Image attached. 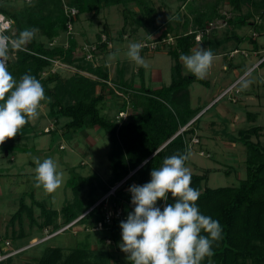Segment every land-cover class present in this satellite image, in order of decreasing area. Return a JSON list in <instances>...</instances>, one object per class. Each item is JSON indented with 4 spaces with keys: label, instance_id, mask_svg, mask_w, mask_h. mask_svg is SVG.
I'll return each mask as SVG.
<instances>
[{
    "label": "trees",
    "instance_id": "1",
    "mask_svg": "<svg viewBox=\"0 0 264 264\" xmlns=\"http://www.w3.org/2000/svg\"><path fill=\"white\" fill-rule=\"evenodd\" d=\"M8 1L11 0H0V15L10 21L9 28L3 33L16 36L25 28L39 30L33 41L26 46V50L10 53L9 71L17 80L23 74L30 73L42 83L46 96L51 98V102L46 100L42 102V105L47 107V116L52 119L53 124L59 118L67 120L62 126L63 131L97 128L101 129L108 138L106 159L110 172L106 180L103 181L95 175L81 177L71 172L66 185L71 191L72 201L62 205L59 210L46 208L41 202L35 201L31 191L26 194L30 203L39 209L41 221L36 226L39 231L45 230L51 234L76 219L84 211L85 214L78 218L76 223L88 225L90 229L99 224V230L103 234L99 237L98 243L101 245L108 239L110 243H106V246L117 245L122 240L120 221L129 211L130 186L149 182L150 172L153 168L161 167L166 157L184 154L186 150L184 135L188 131L193 132L192 126L195 120L191 123L189 121L196 115L197 110L189 106L188 86L197 83L207 88L209 85L204 78L198 79L192 74L182 73L180 55L182 53L188 55L194 45L199 43L194 41L195 33L184 31L177 34L174 30L176 27L168 23L155 39L157 41L167 36L173 38V47L166 52L172 64L169 71V83L165 86L153 90L146 88L142 70L139 68L138 88L129 90L128 84L122 79V68L117 69L115 87L123 91L120 93L124 95V99L122 100L121 97V103L117 105L115 115L109 117L103 114L105 109L110 110L108 104L104 103L106 95L103 91L109 85L108 71L104 65L93 66L84 61L83 56H77L80 47L70 34L65 33L66 18L62 11V0H25L26 2L22 0V8L17 12H9L2 6V3ZM63 1L76 9L77 16L96 15L102 8L120 6L122 7L121 29L127 24L129 18L135 28L142 25V18H133L126 8L127 4H134L149 25L154 23L153 9L147 0ZM222 1L215 0L189 11L190 18L184 19L183 29H186L189 22L192 30H202L213 20H223L230 27L245 25L251 14L246 12L240 15L239 11L243 6L251 8L253 14H258L259 11L264 13V0H225L231 10L238 13L226 20L223 19V14L217 12V6ZM252 21L253 19L249 25L259 31L261 26L253 25ZM122 32L123 30L119 33L122 34ZM61 33H64L67 38L64 45L48 47L36 40L39 36L48 43ZM101 35H104L103 41H101ZM232 38L240 41L237 36L233 35ZM107 39L108 35L104 31L97 35L95 50L105 49ZM226 40L227 37L224 41ZM249 40L251 49L256 51L257 46L254 40L251 38ZM200 43L214 53L222 42L213 38L208 39L203 35ZM80 49L83 51V48ZM94 53L92 52L93 56ZM55 60L74 67L78 72L87 73L89 77L74 72L65 79H60L55 74L41 78V73ZM263 64L264 60L259 65ZM49 83L53 84L47 86ZM97 86H99L98 91H96ZM107 93L112 92L108 89ZM129 105L133 113L127 111ZM118 112H125L126 117L116 118ZM246 115L249 117L248 121L254 120L253 114ZM182 127L185 129L179 132ZM30 130L29 124H26L20 133L8 141H20L30 133ZM53 131H55L54 128L47 133ZM260 131L259 126H252L236 132L235 138L244 147L245 152L244 178L240 179L236 186L209 188L206 186L208 170H204L201 174H191V186L200 192L197 205L201 213L218 220L223 229L222 239L213 247L214 255L211 257V264H264V145L252 142L249 138L251 135L256 136ZM235 138L231 137L229 141L233 142ZM0 148V153L6 156L11 149L9 146H0ZM125 177L126 179L107 198L111 209H121V216L112 220L110 224H105L102 203L95 206L94 204L101 195L106 194L111 187ZM83 187L86 188L84 202L79 198ZM165 203H175L171 193L168 194L167 202L159 200L157 206L163 210ZM22 215L30 223H34L31 206H27L23 202V196H20L18 207L8 221L9 226L14 222L21 224ZM57 218L61 219L60 223L56 222ZM22 235L19 227L15 236L11 234L9 241L13 244L15 238L19 239ZM0 239L7 240L5 237ZM109 256L107 249L91 252L86 245L72 248L65 255H62L59 248L50 247L45 249L35 261L25 264H106ZM11 261L12 257L3 260L0 264H9ZM128 263L131 264L129 260ZM202 264H209L208 258H205Z\"/></svg>",
    "mask_w": 264,
    "mask_h": 264
},
{
    "label": "rangeland",
    "instance_id": "2",
    "mask_svg": "<svg viewBox=\"0 0 264 264\" xmlns=\"http://www.w3.org/2000/svg\"><path fill=\"white\" fill-rule=\"evenodd\" d=\"M25 1V0H24ZM215 0H147L152 7L154 18L153 24H148L142 17V13L134 4H127L126 8L130 11L133 18H142L141 26L135 28V25L129 18L127 24L122 28V15L120 6L102 8L98 14H80L76 17L70 35L76 40L80 48H91L95 45L96 36L102 31L108 35L107 44L103 50H95L94 61L92 65H104L108 71L109 85L103 91L105 93L104 103L108 104L110 110H104L103 114L109 117L115 115L121 97L124 95L122 90H117L115 83L117 80L116 70L122 68V79L129 86V90L136 89L138 85V69L142 70L144 86L150 90L167 85L169 83L170 66L172 61L166 54L173 45L169 43L162 45L161 49L157 47L153 52L141 51L146 66H138L127 56L128 47L132 43H142L143 41H153L157 39L160 32L169 23L177 34L191 30V23L183 29L184 19H189V11L203 7ZM26 2V1H25ZM22 0H11L2 3V6L9 12H17L22 8ZM217 12L223 14V19H230L237 12L232 11L230 6L223 0L217 6ZM250 13L247 24L239 27H230L223 20H213L216 24L207 34V38L218 40L221 43L214 51V61L204 79L208 81L209 87L205 88L197 83H192L188 87V100L194 109L197 110L196 117L193 119L197 126V133L201 136L200 145H190L185 152H190V158L185 166L189 168L191 174H199L208 170L206 186L216 187H234L240 179L244 178V147L235 139L234 146L228 144L231 137H236V129H245L253 126H259L261 131L255 136L251 135L250 141L258 142L264 145V64L248 71L264 54V25L259 31L254 30L249 25L251 20L259 15L264 21V13L260 11L253 14L251 8L242 7L239 14ZM238 14V13H237ZM135 28V29H134ZM123 30L122 34L119 32ZM257 32L254 40L257 52L251 49V32ZM237 36L240 41L232 38ZM227 37V40H225ZM252 39V38H251ZM37 41L42 42L48 47L55 45H64L66 35L61 33L51 42H46L39 36ZM223 40V41H222ZM200 47L207 48L202 43L195 44L188 55ZM79 48L78 57L83 55ZM236 49L237 54L229 56V53ZM243 52V54L241 53ZM182 73L191 74L185 68L182 61ZM78 73L81 76L89 77L87 73L77 71L70 65L59 61H52L49 68L41 73V78L55 74L60 79L68 78L72 73ZM239 81V82H238ZM245 81H251L248 87H242ZM232 82V83H231ZM238 82V83H237ZM226 88L232 87V90L225 95H221V89L225 84ZM49 83L47 86H51ZM236 85V86H235ZM223 89L224 92L227 89ZM108 89L112 92L108 94ZM99 86L96 87V91ZM118 92H117V91ZM235 91H238L235 94ZM121 92V93H120ZM201 93H206L205 98L201 97L199 103H196V97ZM120 95V96H119ZM111 99H110V98ZM231 99L235 101H231ZM39 115L35 120L30 121V133L22 140L17 142H6L0 146H9L8 155L0 153V238L4 237L9 241L11 234L14 236L19 227L22 230V237L10 242L12 250H20L12 256L9 264H25L35 261L45 249L50 247L59 248L62 255L68 254L72 248L81 245L88 246L91 252L95 250H108L110 256L106 264H129L126 254L120 250L119 244L106 246V243L99 244L98 239L103 234L101 230H92L88 225L76 223L77 218L82 217L85 212L74 219L75 222L63 231H58L61 226L53 233L39 231L36 224L41 221L39 209L30 203L28 192H32L33 199L41 202L46 208L59 210L62 205L72 201L70 189L66 183L73 172L81 177L95 175L101 180H106L109 176V165L106 159L108 148L107 135L101 129H83L77 131H63L62 126L67 121L65 118L57 119L53 124L52 119L47 116V107H40ZM133 113V112H132ZM222 113V114H221ZM247 113L254 115L253 121H248ZM213 122L212 125L209 123ZM51 126L55 131L44 133V128ZM249 126V127H248ZM63 132V133H62ZM193 132L189 131L184 135V141H190ZM228 145V146H227ZM60 146L61 149L58 147ZM1 150V148H0ZM197 150H202V155L197 154ZM52 158L58 171L63 173V183L55 192H47L43 187H36L34 160L40 159L41 162L46 158ZM133 182V181H132ZM23 196V202L32 208V218L34 223L22 215L21 224L14 222L9 226L10 216L18 207L19 197ZM101 195L97 201L102 197ZM82 202L86 198V188L83 187L79 193ZM96 201V202H97ZM105 210H109V203L104 204ZM57 223L61 222L57 218ZM71 223V222H70ZM69 224V223H68ZM58 231V232H57ZM57 232V233H56ZM96 257L95 255H92Z\"/></svg>",
    "mask_w": 264,
    "mask_h": 264
},
{
    "label": "clouds",
    "instance_id": "3",
    "mask_svg": "<svg viewBox=\"0 0 264 264\" xmlns=\"http://www.w3.org/2000/svg\"><path fill=\"white\" fill-rule=\"evenodd\" d=\"M38 31L25 28L16 36L0 32V145L38 117L43 101L51 102L35 76L25 73L17 80L8 67L10 53L26 50ZM141 50L140 43H132L127 56L138 66H146ZM214 58L213 51L203 47L180 55L185 68L198 79L205 78ZM250 83L245 81L242 87ZM190 155L185 152L166 157L161 167L150 172L149 182L130 186L134 209L120 221L119 247L131 264H202L205 258L211 264L213 247L222 239L223 229L197 205L200 192L191 186L192 175L185 166ZM34 163L36 187L50 193L61 187L63 173L52 158L42 162L36 158ZM169 193L175 203H165L161 210L157 201L167 202Z\"/></svg>",
    "mask_w": 264,
    "mask_h": 264
},
{
    "label": "built area",
    "instance_id": "4",
    "mask_svg": "<svg viewBox=\"0 0 264 264\" xmlns=\"http://www.w3.org/2000/svg\"><path fill=\"white\" fill-rule=\"evenodd\" d=\"M62 11H63V14H64V16L66 18V21H65V33L66 34H70V32L72 31V27H73L74 21H75L76 16H77V11H76V9L74 7H71V6H68L67 4H65L63 0H62ZM220 22H221V20H220ZM252 23H253V25H257V26H263L264 25V21L261 20V18L258 17V16H255L253 18ZM9 24H10V21L6 20L2 15H0V32H3L4 30H7L9 28ZM214 24H216L215 21H211V22L207 23V25L204 26L202 30H197V29L192 30L191 29V30H188V33H190V32L193 31L195 33V35H194V41L200 42L201 37L203 35L207 36V34L209 33V31L214 27ZM257 35L258 34L255 31L251 32V34H250V36H251L252 39H255L257 37ZM100 38H101V41H103L104 40V35H101ZM168 43L170 45L173 44V38L170 37V36H167L166 38H161V39H159L157 41L156 40H153L151 42L150 41H143L141 43V45H142V50L144 52L146 51L148 53H151L155 49H157V47L158 48H161L162 45H166ZM94 51H95V46H93L91 48H83V55L82 56H83L84 61L89 62V63L92 64V62L94 61V56H93L92 52H94ZM237 53H238L237 50L234 49V50H232L229 53V56H232V55L237 54ZM241 53L243 54L242 51H241ZM263 60H264V54L251 67H249L248 71H250L253 68H256ZM232 87H229L228 89L226 88L227 90H225L224 92L222 91V94L221 95H225L228 92L230 93L231 90H232ZM236 93H237V91H235V94ZM125 117H126V113L125 112H118L117 113V116H116V118H123V119ZM51 129H52V127L49 126L47 128H44L43 131L45 133H47ZM184 129H185V127L184 128H181L179 130V132H182ZM189 143L197 144L198 141L195 138H191L190 141H189ZM187 147H188V145L186 146V148ZM59 149H61L60 146H59ZM201 154L202 153L199 152V155H201ZM128 175H130V174H128ZM125 179H126V177L123 180H121L119 183H117L116 185H114L113 187H111L110 190L106 194H104L94 204V206H95V205H98L99 203H102L103 221H104L105 224H110V222L112 220H114V219L116 220V219L120 218V216H121V209L120 208H115L114 210L110 208L109 210H105L103 207H105L104 206L105 203H108L107 202L108 196L112 195L113 192H114V190ZM128 208H129L128 213L131 212V211H133V209H134V205L131 204V201H130V203L128 205ZM128 213H127V215H128ZM127 215L126 216H123L122 217V220H126ZM74 222L71 221V223L66 224L64 227L60 228L58 231H61V230L63 231L65 228H68ZM91 229L94 230V231L99 230L100 229V225L97 224V225H95ZM52 235H54V233ZM105 243H110V241L108 239H106L105 240ZM21 250L22 249H20V250H18V249L17 250H12L11 247H10V244H9V242L7 240H1L0 239V262H2L3 260H5L7 258H10V257L16 255V253L21 252Z\"/></svg>",
    "mask_w": 264,
    "mask_h": 264
},
{
    "label": "crops",
    "instance_id": "5",
    "mask_svg": "<svg viewBox=\"0 0 264 264\" xmlns=\"http://www.w3.org/2000/svg\"><path fill=\"white\" fill-rule=\"evenodd\" d=\"M257 49L258 48H256V51L255 52H257ZM260 66V65H259ZM259 66H257V67H259ZM256 67V68H257ZM232 83V82H231ZM231 83H228V84H225L224 85V87H223V89H225L229 84H231ZM165 86V85H164ZM190 86V85H189ZM188 86V87H189ZM135 88H138V85H135L134 86ZM208 87H209V85H208ZM207 87V88H208ZM159 88V87H158ZM155 89H157V88H155ZM223 89H221V91L220 92H222V90ZM205 96H206V93H201V96L200 97H196V103H199V101L201 100V97H203V99L205 98ZM188 97H189V95H188ZM124 98H122V100H123ZM231 101H235V100H233V99H231ZM189 106H190V108L191 109H194V107H192L191 106V104L189 103ZM130 111L131 113L133 112V110H132V108L130 107V105H129V107L127 108V111ZM222 114V113H221ZM196 117V115L189 121L190 123L193 121V119ZM197 121V119L195 120V122ZM195 122L193 123V126H192V128H193V134H192V138H195V139H197V141H198V143L197 144H192V145H200V143H201V136L197 133V126H195ZM212 123L213 122H210L209 124L210 125H212ZM253 126V125H252ZM249 127V126H248ZM182 128H184V127H182ZM246 129V128H245ZM262 129V128H261ZM81 130V129H80ZM239 130V129H238ZM236 132H237V129H236ZM235 138V137H234ZM184 141V140H183ZM229 141V140H228ZM230 143L228 144L229 146H231V147H233L234 146V141L233 142H231V141H229ZM184 143H185V145L187 146H189L190 145V143H189V141H188V144H187V142H185L184 141ZM227 145V146H228ZM199 152H201V153H203L202 152V150L201 151H199V150H197V154L199 155ZM202 155V154H201ZM199 174H201V173H199Z\"/></svg>",
    "mask_w": 264,
    "mask_h": 264
}]
</instances>
